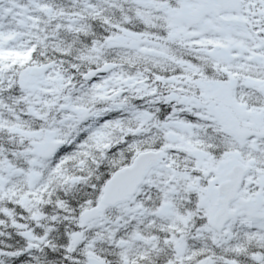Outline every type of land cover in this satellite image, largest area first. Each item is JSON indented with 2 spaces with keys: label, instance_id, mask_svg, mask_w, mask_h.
<instances>
[{
  "label": "snow or ice",
  "instance_id": "6c2138e0",
  "mask_svg": "<svg viewBox=\"0 0 264 264\" xmlns=\"http://www.w3.org/2000/svg\"><path fill=\"white\" fill-rule=\"evenodd\" d=\"M0 264H264V0H0Z\"/></svg>",
  "mask_w": 264,
  "mask_h": 264
}]
</instances>
